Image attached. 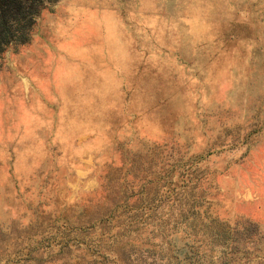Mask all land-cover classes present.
Instances as JSON below:
<instances>
[{
	"label": "rangeland",
	"instance_id": "374dc122",
	"mask_svg": "<svg viewBox=\"0 0 264 264\" xmlns=\"http://www.w3.org/2000/svg\"><path fill=\"white\" fill-rule=\"evenodd\" d=\"M0 264H264V0H57L0 55Z\"/></svg>",
	"mask_w": 264,
	"mask_h": 264
},
{
	"label": "trees",
	"instance_id": "16d2710c",
	"mask_svg": "<svg viewBox=\"0 0 264 264\" xmlns=\"http://www.w3.org/2000/svg\"><path fill=\"white\" fill-rule=\"evenodd\" d=\"M57 0H0V55L12 43H25L47 3Z\"/></svg>",
	"mask_w": 264,
	"mask_h": 264
}]
</instances>
